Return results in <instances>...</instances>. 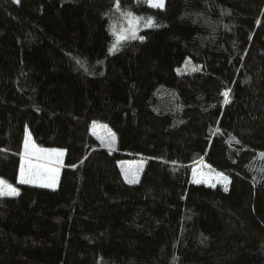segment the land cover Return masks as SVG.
Segmentation results:
<instances>
[{"label": "trees", "instance_id": "16d2710c", "mask_svg": "<svg viewBox=\"0 0 264 264\" xmlns=\"http://www.w3.org/2000/svg\"><path fill=\"white\" fill-rule=\"evenodd\" d=\"M117 2L155 26L109 53ZM26 129L54 189L17 183ZM0 178V264H264V0H0Z\"/></svg>", "mask_w": 264, "mask_h": 264}, {"label": "rangeland", "instance_id": "374dc122", "mask_svg": "<svg viewBox=\"0 0 264 264\" xmlns=\"http://www.w3.org/2000/svg\"><path fill=\"white\" fill-rule=\"evenodd\" d=\"M148 5L149 0H147ZM117 3L115 4V9L111 12L109 16V30L112 33V42L108 48L109 53H114L118 48L120 43L132 37L131 32H128V18L126 17L125 13H131L132 17L139 18V25L136 29L135 35H137L138 31L146 28H151L153 26H147L146 21L150 18L155 24V20L151 16L147 15H140L134 13L128 9L117 8ZM152 7V6H151ZM126 35L127 38L124 39H117L119 36ZM91 133L95 136L102 144L109 145L111 142L115 140L111 130L108 126L104 123L99 121H93L91 123ZM25 142H27V150L25 148ZM54 150V151H53ZM22 151H23V160H24V167L27 170L29 167L32 168V182L25 183L27 185H33L38 187H45L54 189L58 185V180L60 176V168H57L58 165L63 164L64 158V150L61 148H48L42 147L34 143L30 132L28 129L25 130L24 139L22 143ZM60 153H63L60 155ZM22 158L20 159L18 175H17V183H19L20 177V168H21ZM142 165L137 160H127L122 161L120 163V170L122 176L124 177L125 181L130 183L129 181L135 180V182L139 179ZM50 169L54 171H49ZM55 177V182L52 183V177ZM0 181H3L5 186L11 185L13 186L18 193V189L15 185H12L6 182L4 179L0 178ZM193 182H203L206 185L209 184H216V183H225V178L221 175L213 173L206 167H201L198 164L193 173V177L191 178ZM50 186H45V185ZM0 196H15V195H0Z\"/></svg>", "mask_w": 264, "mask_h": 264}, {"label": "snow or ice", "instance_id": "6c2138e0", "mask_svg": "<svg viewBox=\"0 0 264 264\" xmlns=\"http://www.w3.org/2000/svg\"><path fill=\"white\" fill-rule=\"evenodd\" d=\"M14 3H18L19 0H13ZM149 4L150 6L152 7H155V8H162L164 6V0H149ZM117 8H119V2H117ZM126 17L128 18V29L127 31L128 32H131L132 34V37L135 38V32H136V29L138 28V25H139V18H134L132 17L131 13H125ZM146 24L147 26H155L152 22V20L149 18L147 21H146ZM124 38H127L126 35H122V36H119L117 39H124ZM140 39H143V37H139ZM225 97H227L228 93L225 92L224 93ZM227 99L225 100V103H227ZM27 142H25V148L27 150ZM54 151V150H53ZM63 153H60V155H62ZM49 171H54L52 169H50ZM32 182V168L29 167L27 170L25 169L24 167V160H23V157H22V163H21V168H20V177H19V183L21 184H25V183H30ZM55 182V177L53 176L52 177V183ZM130 183H134L135 180H131L129 181ZM45 186H50V185H45ZM17 190L11 186V185H6L4 184L3 181H0V195H17Z\"/></svg>", "mask_w": 264, "mask_h": 264}, {"label": "crops", "instance_id": "0c3cea01", "mask_svg": "<svg viewBox=\"0 0 264 264\" xmlns=\"http://www.w3.org/2000/svg\"><path fill=\"white\" fill-rule=\"evenodd\" d=\"M23 157V151L21 152V158ZM61 167H62V165L60 166V165H58V167L57 168H60L61 169Z\"/></svg>", "mask_w": 264, "mask_h": 264}]
</instances>
